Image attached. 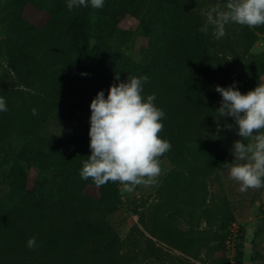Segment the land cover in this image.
I'll return each mask as SVG.
<instances>
[{"label": "trees", "instance_id": "16d2710c", "mask_svg": "<svg viewBox=\"0 0 264 264\" xmlns=\"http://www.w3.org/2000/svg\"><path fill=\"white\" fill-rule=\"evenodd\" d=\"M227 0H105L102 8H66L67 0H0V145L15 139L39 158L46 176L34 196L21 181L0 197V264H239L227 255L236 214L229 199L213 188L229 171L233 142L241 139L231 117L216 111V85L236 82L242 93L264 83V53L253 48L264 26L226 25L217 40L199 31L211 6ZM32 6L47 16L29 21ZM96 13L92 54L79 45L74 28L85 29ZM138 21L147 44L135 55L124 51V18ZM87 30V28H86ZM86 73L87 75H82ZM147 75L145 98L166 113L159 136L171 150L160 159L173 169L154 195L134 197L136 221L122 233L112 218L123 203L119 182L96 187L80 170L91 154L90 104L101 90L107 97L115 76ZM38 110L37 115L32 109ZM219 120V122L217 121ZM66 128L64 135L53 130ZM194 144L213 148L205 154ZM1 184V174H0ZM96 188L98 196L88 194ZM35 236L37 246L27 240Z\"/></svg>", "mask_w": 264, "mask_h": 264}, {"label": "clouds", "instance_id": "9594fccd", "mask_svg": "<svg viewBox=\"0 0 264 264\" xmlns=\"http://www.w3.org/2000/svg\"><path fill=\"white\" fill-rule=\"evenodd\" d=\"M105 0H90L92 8H102ZM88 7L89 0H67L69 11ZM236 23L249 28L264 26V0H227L211 6L206 23L199 28L219 40L226 35V25ZM82 75H87L82 73ZM147 75H120L108 89L107 97L99 91L90 104L89 148L91 154L83 161L80 177L91 179L96 187L119 182L122 190L132 192L136 186L151 184L161 171V157L171 150L170 141L159 133L166 113L155 104L156 95H144ZM222 100L216 110L222 118L231 117L241 137L233 142L234 161L226 163L230 177L239 184V191L264 188V83L242 93L236 82L228 87L216 85ZM6 99L0 96V112L7 111ZM37 115L38 110L32 109ZM219 122V120H217ZM26 246L35 249L37 238L31 236Z\"/></svg>", "mask_w": 264, "mask_h": 264}, {"label": "rangeland", "instance_id": "374dc122", "mask_svg": "<svg viewBox=\"0 0 264 264\" xmlns=\"http://www.w3.org/2000/svg\"><path fill=\"white\" fill-rule=\"evenodd\" d=\"M25 16L29 21L39 25L47 18L44 12H40L32 6L26 9ZM121 25L129 32L124 51L130 55L138 54L141 48L147 44V37L142 25L130 17L124 18ZM86 28L76 27L74 32L80 47L91 55L96 44L94 36L96 13L92 9L89 12ZM2 34L0 28V36ZM253 52L264 53V36L260 37L253 48ZM0 59L2 63H5L1 55ZM79 120L90 121L82 112H79ZM53 131L59 135H64L66 128L59 131L54 129ZM194 147L199 148L207 155L213 152L212 146L208 144H194ZM161 168V173L154 178L153 183L136 186L132 192L123 191V203L119 212L112 218L114 225L122 233H127L130 225L136 221V216L132 212L133 198L154 195L165 176L173 169L166 160L162 161ZM0 174V197L7 194L11 185L17 181L23 183L27 193L38 196L42 185L46 182V176L41 171L39 158L25 152L15 139L0 145ZM213 191L221 199H229L236 214V222L232 224L227 240V255L233 259L234 263L237 245L243 244V249L240 251L243 258L239 264H264V188L249 189L247 192L239 191V184L231 179L229 170L224 175L223 180L213 188ZM87 192L92 196H98L96 188H89Z\"/></svg>", "mask_w": 264, "mask_h": 264}]
</instances>
